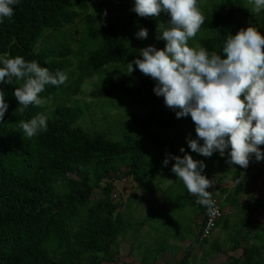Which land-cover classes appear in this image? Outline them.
Masks as SVG:
<instances>
[{
    "label": "trees",
    "instance_id": "trees-1",
    "mask_svg": "<svg viewBox=\"0 0 264 264\" xmlns=\"http://www.w3.org/2000/svg\"><path fill=\"white\" fill-rule=\"evenodd\" d=\"M247 1L199 0L205 22L193 38L197 47L222 54L227 35H235L248 25L258 27L264 35V11L253 13ZM117 2L112 0L114 10L104 16L91 9L95 0H20L13 16L0 23V53L36 60L52 72L60 69L68 75L60 86L47 85L39 94L44 98L42 105H29L23 114L13 95L22 81L13 77V84H0L9 105L0 122V264H119V237L123 239L131 229L121 212L124 207L132 213L138 192L127 189L129 194L124 196L125 190H121L115 194L117 197L112 193L117 184L122 185L118 180L123 176L131 175L139 183L148 180L153 169L161 171L165 178L161 181H167V187L176 193L171 206L178 217L184 212L177 210L179 204L195 211L191 210L188 231H193L192 219H196L197 238L190 237L184 244L186 225H173L169 232L184 234L180 247L158 241L155 250L149 247V256L124 264H155L164 254L170 255L168 263L176 258L174 264H189L192 245L208 246L216 226L222 232L229 230L228 205L235 209L234 215L239 214L238 221L226 233V242L213 240L205 255L213 252L214 258L218 252L225 254L227 258L219 264H264V221L253 220L248 206L240 204V181L243 171L250 167L230 165L219 176L221 158L217 154L205 156L188 146V139L197 138L190 114L178 118L165 105L163 96L154 93L155 81L135 65L131 74L124 72L127 62L139 57L137 46L141 41L135 39V33L141 27L149 33L157 19H168L167 14L142 17L132 11V4ZM77 18L81 19L84 36L74 45L76 39L66 28L70 29ZM194 43L189 41L193 47ZM95 73H100V78L88 94L105 100L83 102L73 97L82 92L84 80ZM37 113L48 117L47 131L29 138L19 122ZM119 115L127 118L126 128L114 126ZM181 146L198 161L215 155L203 162L214 172L207 178L217 182L225 178L233 181L234 188L212 185L208 189L211 202L200 203L171 171L175 161L169 157L167 166L162 163L169 154L183 156ZM259 147L264 150V144ZM250 161L258 162L254 155ZM255 168L254 181L263 170L262 165ZM163 190L162 197H168ZM216 190L220 195H214ZM215 205L221 215L210 233L200 239L202 226ZM146 220L138 222L140 227ZM241 229L250 235L248 246L241 244V235L247 236L240 234ZM133 248L126 246L125 255L130 256ZM196 264H207L206 257Z\"/></svg>",
    "mask_w": 264,
    "mask_h": 264
},
{
    "label": "clouds",
    "instance_id": "clouds-1",
    "mask_svg": "<svg viewBox=\"0 0 264 264\" xmlns=\"http://www.w3.org/2000/svg\"><path fill=\"white\" fill-rule=\"evenodd\" d=\"M250 2L253 4V13L264 11V0ZM19 3L20 0H0V23L13 16L14 6ZM132 11L142 17H159L166 13L168 19L158 21L156 26V39H162L165 43L163 48L155 45L140 48L139 57L128 61L124 72L131 74L135 65L155 81L154 93L163 96L165 105L173 109L178 118L190 114L197 134V138L187 141L191 150L205 156H211L214 152L224 156L227 150L230 165H240L242 168L249 166L253 175L255 166L264 162V150L259 147L264 144V35L253 25L241 28L235 35H227L220 54L210 52L204 46L193 47L189 44L205 22L199 0H134ZM104 14L106 15V10ZM135 35L146 39L148 29L141 27ZM13 77L22 81L13 91L21 114L29 105H42L44 98L39 94L47 85L60 86L68 79L67 73L60 69L52 72L36 60L27 61L20 55L13 57L9 53H0V84H13ZM5 95L4 89L0 88V122L4 120L9 107ZM47 121L48 117L44 113H37L19 123L24 135L32 138L41 131H47ZM179 151L185 154H169L163 159V165L167 166L171 157L175 161L171 171L186 189L195 194L200 203H210L208 189L213 180L202 174L204 163L185 152L183 146ZM253 155L258 162L250 161ZM250 169L244 170L243 176ZM262 180L264 167L256 180L258 189L261 188L259 185ZM118 181L122 185L117 184L113 197H117L115 194L121 190L126 193L128 188L137 183L131 175H125ZM137 192L134 202L142 204L146 209L152 208L150 202L142 198L139 190ZM155 197L157 198L156 194ZM259 200L264 201V198L260 197ZM260 205L264 211V203ZM127 210L123 207L122 212L128 213L125 215V222L131 225V229L123 239L119 237V264H124V261L138 262L143 257L134 258L133 247L138 248L135 240L140 231L141 234L144 233L145 223L140 227L139 223L134 222L137 217L133 210L132 213ZM249 213L252 214L251 207ZM241 230L240 234L247 235V232ZM189 235L193 237L191 233ZM194 236L197 238V234ZM130 237L134 238L129 244H122L123 240ZM245 238L251 240L250 235ZM158 241L160 240L156 239L153 242ZM126 246L133 248V251L130 249V256L125 255Z\"/></svg>",
    "mask_w": 264,
    "mask_h": 264
},
{
    "label": "rangeland",
    "instance_id": "rangeland-1",
    "mask_svg": "<svg viewBox=\"0 0 264 264\" xmlns=\"http://www.w3.org/2000/svg\"><path fill=\"white\" fill-rule=\"evenodd\" d=\"M97 3H95L96 5H92L91 6V9L94 10L96 13L100 14V15H109L112 13V11L114 10V4H111L112 3V0H95ZM117 1L119 0H116V4L118 3ZM122 1H125L126 3H129V4H132L134 3V0H122ZM100 2V5H98ZM247 4L250 6V8L252 9L253 8V4L250 2V0L247 1ZM106 10V15L104 14ZM165 18V16L159 18L156 20V26H157V23L158 21H161ZM70 34H72L74 36V38L76 39V41L73 42V44L75 45L76 43H78V39L81 41V38L83 39V34L81 35V30L83 29V27L81 26V19L80 18H77L76 21L74 22L73 25L70 26V29L69 28H66ZM156 27L155 28H150V31L148 33V36L146 39H141V38H138L137 36L135 37V39L137 40H140L141 42L138 44V48H142V47H146L148 45H155L156 47L158 46H162L164 47V43L161 42V39H156ZM190 43H194L193 42V38L190 39ZM195 47H197V44H195ZM191 46V45H190ZM160 47V48H162ZM138 49V50H139ZM100 78V73H95L94 75H92L91 77L87 78L84 80V82L81 84V90L82 92H78L76 93L73 97H78V98H81V100L83 102H90V101H94V99H96L97 101L100 100L98 98H94L92 96H90L88 93L91 92L94 88H95V84L97 82V80ZM105 99H101L100 102H103ZM134 105L132 104V107ZM93 108L95 109V107L93 106ZM118 111H116L115 113H117ZM135 112H138V111H135ZM118 114V113H117ZM120 118L116 119L115 120V123H114V126H116L117 128L119 129H122V128H126L128 126V123H127V118L124 117V116H120ZM100 126V125H98ZM100 128V127H99ZM215 154H217L218 158H221L220 159V163H219V166H218V169H217V174L219 176L220 173H225L226 170H229V166L230 164L228 163V158H227V150L225 151V155L224 156H221L219 155L218 152H214ZM213 153V154H214ZM215 156V155H214ZM213 156V157H214ZM213 157H210L209 159L213 158ZM207 159V160H209ZM202 162L204 161H207V160H203V159H200ZM218 162H219V159H217ZM234 167L237 166V165H233ZM224 170V172H223ZM215 171V170H214ZM160 172L159 170H156V169H153L151 171V175L150 177L148 178V180L146 181H143V182H139V183H135V185H133L130 189L132 190H139V193L140 195L142 196L143 199H145L146 201L148 200L151 204V207L150 210H152L150 212V216H148L149 220L153 222V225L155 226V228H151L149 231L145 230V233H142L141 234V231L138 233V237L136 238L135 242L139 248V251L137 252L138 248L137 247H134V252L133 253V256L134 258H138L140 257L142 254H143V251L145 250V247L148 246L151 248V238H152V235H154V232L159 229V225L162 223L167 225V222H168V219L165 217L166 216H171L168 211V209H166L163 214H160L159 213V210H160V207H161V201L159 200V194H161L160 192L162 191V188H164L163 190V193L164 195L165 194H168L169 195H172L174 194V190L172 191L169 187H167V181H161V180H164L165 178H162L161 175H160ZM252 170L250 169V171H247L246 172V176H243V180L241 182V187H242V201H241V205L242 207H245L246 205H248V207H253L255 206L254 210L252 211V219L255 220V219H260L262 221H264V211H263V207L260 205L262 203H264V201L262 200H259L260 197H262L263 199V196H264V186H261L259 185V189H256L255 191L253 190H250L248 189V186H255L257 181H254V176L251 174ZM214 172H210L207 168V166L204 167V169H202V174L205 175L206 177L209 176H213ZM226 176H230V173L226 174ZM261 182H264V180H262ZM216 184H219V185H227L228 187L230 188H234L233 186V182L230 181V180H227L224 178V180L220 181V182H217L216 180L213 179V184L212 185H216ZM211 185V186H212ZM210 186V187H211ZM240 190V191H242ZM155 194L157 195V198L155 200ZM214 195H220V191L216 190L215 194ZM253 195V196H251ZM138 200V199H137ZM156 201L158 202L156 205L153 204L156 203ZM145 204H148V203H145ZM177 208V207H176ZM181 209H183V206H179V208H177L178 211H180ZM188 211L190 212V208L187 207ZM226 209V212H230L229 215H231V220L229 221V230H224L223 232L221 231L220 227L216 226L215 229L213 230L210 238H209V245L208 246H203V247H199L197 246V244H194L192 245L193 246V251L190 250L189 248V251H192L191 252V255L193 254V256H190L188 258V262L189 264H196L197 262L199 263V261L201 260V258H204L206 257V263L207 264H219V261H224L227 256L225 254H221V253H216L215 257L212 258L211 255L213 256V252H210L211 254H208V255H205V253L207 251H209L211 249V242L213 240H219L221 243H224L226 242V237H227V234L226 233H230L228 231H231L232 229H234V222L235 221H238V216L239 214H235V209L232 208L231 206H227L225 207ZM243 209V208H242ZM148 209L144 208L142 204H138L136 202H134V205H133V212H134V215L136 217H140V216H144V215H148V212H147ZM192 212H195L193 211V209H191ZM243 212V211H242ZM246 212V211H244ZM128 213L126 211L122 212L121 215L124 217L125 215H127ZM243 215V213H242ZM173 217V215L171 216V218ZM163 218V220H162ZM188 228H189V224H186V229L185 233H188ZM156 235L158 238L160 237H163L164 233L162 231V229H159L158 231H156ZM242 239H241V244L242 245H249L250 244V239L249 238H245L243 237V235H241ZM144 240H147L148 243L145 244V241ZM187 242V241H186ZM185 242V243H186ZM173 243H175V240H173ZM201 245V244H199ZM227 245L224 244L223 247L225 248ZM124 252V251H122ZM137 252V253H136ZM170 257L169 254H164V255H161L159 256V261H156L155 264H174L176 258H173L169 263H168V258ZM179 257V254L178 256ZM187 262V261H186ZM101 264H112L110 262H103Z\"/></svg>",
    "mask_w": 264,
    "mask_h": 264
},
{
    "label": "crops",
    "instance_id": "crops-1",
    "mask_svg": "<svg viewBox=\"0 0 264 264\" xmlns=\"http://www.w3.org/2000/svg\"><path fill=\"white\" fill-rule=\"evenodd\" d=\"M263 167H264V162H262V169H263ZM262 172H263V170H262ZM242 180H243V178L241 179L240 184H241ZM260 185L261 186H264L263 182H261ZM128 189H130V188H128ZM248 189H250L252 191L253 190L255 191L258 188H257V185H255V186H248ZM241 192H243V190ZM160 193L161 194H159V196H160L159 197V200L162 202V200L164 199V201H168V202H166V203H163L164 201L162 202V205L160 207L159 213L160 214H163V212L166 209H168V211H169L168 214H170L171 216L173 215V217L172 218H171V216H166L165 217V219L166 218L168 219L167 225H165L163 223H162V225L161 224L159 225V229H162V231L164 233L163 237H160V238L157 237L156 231L159 230V229H157L154 232V235H152L151 242L155 241L156 239H159L160 241H164V242L169 241L170 242L169 245H171L172 247H176V246L177 247H180V245H182V244H180V240H181L180 237L182 236V234L181 233H178V232L171 233V231L169 232V228H171L173 225L176 226L177 224H180L182 226L188 224L189 223V217L191 216V218H192V212H191V210L189 212L188 209H187L188 206H185V207H183V210H184L183 216L182 217H178L177 211H174V209L171 206L172 205V200L176 197V193L174 192V194L169 195L168 197H165V198L162 197V191ZM128 194H129V192H126V196H128ZM263 198H264V196H263ZM181 205L182 204H179L178 207L181 206ZM228 206H230V205H228ZM254 207L255 206L251 207L252 211L254 210ZM151 211L152 210L148 209L147 210V212H148V215L147 216L144 215V216H140L139 218L137 217L136 219H134V222L138 223V222H140L143 219H145V220L148 219V216L151 215L150 214ZM162 220H163V218H162ZM193 220L195 221L196 219H192V224H193V229L192 230L193 231H188V233L189 234L191 233L192 236H194V234H195L194 232H196V230H197V226H196V224H195V222ZM151 228H155V226L153 225V222L152 221L147 220L145 222V225H144V228H143L144 233H145V230L149 231ZM240 232H242V230H240ZM189 234H188V236H186L187 242L190 241V239H188L190 237ZM133 238L134 237H130L128 239L123 240L122 244H129L133 240ZM173 240H175V243H173ZM144 241H145V244L148 243L147 240H144ZM155 244H156V242L151 243V248L153 250H155ZM179 253L180 252H178V254ZM144 255H148V256L150 255V251H149V247L148 246L145 247L144 254H142L141 256H144ZM191 256L194 257L193 254Z\"/></svg>",
    "mask_w": 264,
    "mask_h": 264
},
{
    "label": "built area",
    "instance_id": "built-area-1",
    "mask_svg": "<svg viewBox=\"0 0 264 264\" xmlns=\"http://www.w3.org/2000/svg\"><path fill=\"white\" fill-rule=\"evenodd\" d=\"M220 215H221V211L219 210V207L217 205L213 206L208 215L207 223L205 224V227H203V230L199 235L200 239L206 237L210 233L211 229L214 226L215 221L220 217Z\"/></svg>",
    "mask_w": 264,
    "mask_h": 264
}]
</instances>
